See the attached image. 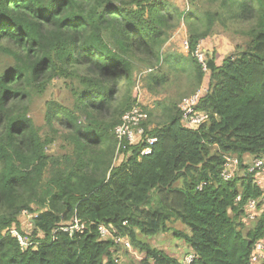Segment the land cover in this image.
I'll return each mask as SVG.
<instances>
[{
  "label": "trees",
  "instance_id": "16d2710c",
  "mask_svg": "<svg viewBox=\"0 0 264 264\" xmlns=\"http://www.w3.org/2000/svg\"><path fill=\"white\" fill-rule=\"evenodd\" d=\"M202 1L182 10L166 0H0V264H119L121 246L101 239L99 224L144 251L140 264H182L140 238L168 232L195 253L193 264H251L264 214L246 222V205L262 189L240 169L229 180L222 172L227 157H264V0ZM182 19L188 54L166 52ZM235 22L250 24L247 42L220 64L206 53L208 89L196 108L209 122L190 127L180 98L160 117L145 108L151 152L142 153L145 141L129 145L115 166L114 128L137 103L138 75L153 90L167 82V64L193 76L188 95L197 91L206 72L196 47L218 23ZM64 78L78 80L73 109L51 102L46 119L67 130L71 151L53 156L29 102ZM33 205L44 208L34 219L39 244L22 249L9 229ZM74 216L85 232L60 230ZM178 222L189 230L173 229Z\"/></svg>",
  "mask_w": 264,
  "mask_h": 264
},
{
  "label": "rangeland",
  "instance_id": "374dc122",
  "mask_svg": "<svg viewBox=\"0 0 264 264\" xmlns=\"http://www.w3.org/2000/svg\"><path fill=\"white\" fill-rule=\"evenodd\" d=\"M170 7H180L183 6L185 10H188L191 6L189 0H166ZM201 3V0H198ZM204 4L202 7L207 9L210 7V3H206L205 0L202 1ZM182 7V8H183ZM181 8V7H180ZM250 28V24L235 22L230 23L228 27H224L219 23L215 26V31L213 34L209 35L205 39H202L200 44H202V49L205 50L207 56L212 51L216 52L219 62L222 59L231 54L234 50V46L238 44H243L247 42L248 37L243 34V31H247ZM188 40V28L184 19H182L180 25L173 31L168 42L166 43V52H172L174 54H188V50L185 49V41ZM166 56V55H165ZM143 67H141L142 69ZM140 71V70H139ZM163 71L168 76L166 83L159 87H155L150 90L147 86V79L144 78L143 81L139 82V98H137V103L147 109H155L158 117L162 114L160 112L166 103H169L172 99L180 98L178 105L181 104L182 100L188 97V93L192 91L194 78L189 76L187 72L180 71L179 73L174 72L167 64L164 65ZM209 72V71H208ZM206 72V77L200 88L206 87L208 85L209 74ZM140 79V74L138 75V80ZM137 85V83H136ZM78 86V80L72 79H55L47 87V89L41 93H35L29 102V116L34 120L35 125L39 129L42 137L44 139L50 140L47 147V152L53 156H62L67 152L71 151V146L69 141L66 139L67 130L63 126L59 125H49L46 119V114L48 111L49 104L51 102H56L62 104L63 106L73 109L74 106V91L72 87ZM137 88V86H135ZM136 88L133 91V95H136ZM194 93V92H193ZM163 102L162 106L157 107L156 103ZM148 111V110H147ZM148 119V118H147ZM160 119V118H159ZM156 126L155 122L149 124L150 128ZM123 155L121 152L115 155L113 160L114 165H118ZM240 171L237 173L240 176L244 173V168L240 167ZM44 208L33 205V214L41 212ZM173 229L188 231V227L180 222L172 225ZM248 229V228H247ZM142 240L149 243L152 247L162 249L170 255L176 256L178 258H183L188 252L189 247L185 244L183 240L174 237L172 232L160 233L153 237H142ZM120 261L119 264H140V262L145 258V252L140 250L135 245H132V249L128 250L121 246L119 253L117 254Z\"/></svg>",
  "mask_w": 264,
  "mask_h": 264
},
{
  "label": "built area",
  "instance_id": "2783aa9c",
  "mask_svg": "<svg viewBox=\"0 0 264 264\" xmlns=\"http://www.w3.org/2000/svg\"><path fill=\"white\" fill-rule=\"evenodd\" d=\"M185 49L189 50V42L185 41ZM194 55L201 63L203 70L208 72L207 56L202 44H199ZM140 79L137 81L136 97L139 98V84ZM135 90V89H134ZM207 88H199L197 91L184 98L179 105L185 122L192 128H197L202 124L209 122V115L205 112H201L196 108L201 97L206 93ZM149 117L148 111L138 103H136L130 110L125 112L121 121L115 126L114 134L118 141L117 155L122 152L123 149H127L128 146L136 145L141 142H146L148 145L143 148L142 153H150L151 145L157 140L153 136L146 135V128L144 122ZM122 154V153H121ZM222 177L224 180L231 179L240 167L244 168V172L251 176L252 181L258 187L262 189V196L259 199H250L246 205V218L245 221L255 220L258 216L264 214V157H245L243 161L238 157H227ZM240 198H238L239 200ZM37 213H34L28 209H23L19 216V226L14 224L9 232L11 235L17 238L22 249L28 247H36L39 243L34 241L33 234L35 232L34 219ZM125 224L127 222H124ZM87 224L77 216H74L70 221L60 225V230L68 232L70 235L75 232H85ZM57 230H55L56 232ZM38 236L43 237L44 233L41 230H37ZM98 232L101 239H113L115 243L119 244L125 249H132L131 240L128 236L121 235L113 225L99 224ZM196 255L193 251H188L182 258V264H193ZM264 260V239H259L255 242L253 251L251 254V264H260ZM116 262L120 259L117 256Z\"/></svg>",
  "mask_w": 264,
  "mask_h": 264
},
{
  "label": "crops",
  "instance_id": "0c3cea01",
  "mask_svg": "<svg viewBox=\"0 0 264 264\" xmlns=\"http://www.w3.org/2000/svg\"><path fill=\"white\" fill-rule=\"evenodd\" d=\"M180 7H181L180 9H182V10L184 9V7H183V6H180ZM182 7H183V8H182ZM165 45H166V44H165ZM165 49H166V50H168V49L166 48V46H165ZM211 53H213V51H212ZM218 61H219V60H218V58H217V62H218ZM218 63L220 64V62H218ZM205 88H207V89H208V85H206V87H205Z\"/></svg>",
  "mask_w": 264,
  "mask_h": 264
}]
</instances>
